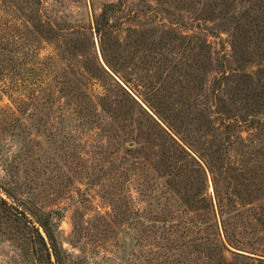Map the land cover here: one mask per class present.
Segmentation results:
<instances>
[{"label": "rangeland", "instance_id": "1", "mask_svg": "<svg viewBox=\"0 0 264 264\" xmlns=\"http://www.w3.org/2000/svg\"><path fill=\"white\" fill-rule=\"evenodd\" d=\"M215 180L264 259V0H0V264H214Z\"/></svg>", "mask_w": 264, "mask_h": 264}, {"label": "trees", "instance_id": "2", "mask_svg": "<svg viewBox=\"0 0 264 264\" xmlns=\"http://www.w3.org/2000/svg\"><path fill=\"white\" fill-rule=\"evenodd\" d=\"M108 13V9L104 8L100 15L99 18L96 20V27L95 30L97 33H103V26H105L106 22V16ZM102 35V34H101ZM102 53L103 56L106 55V50L104 47H102ZM105 60V63L110 67L111 65L108 63L106 57H103ZM96 70L100 74L103 73H108L107 69L101 65L98 64L96 66ZM102 76V75H98ZM120 88L122 89V95H126L129 99L130 102V107H133V105H137L140 110L144 111L147 113L125 90L123 86L120 85ZM109 99V98H107ZM119 103V102H118ZM148 117L150 120H152L153 124L156 125L160 131L162 132L160 136L163 138V145H165L166 149L171 152V155L180 158L182 155L183 158V153H186V150L183 148V146L170 134L169 131H167L160 122H158L156 119H154L151 115L148 114ZM165 135L170 139V142L168 144L167 139L163 136ZM229 176V175H228ZM231 178V176H229ZM237 183L243 187L244 191H248L250 188L248 187L249 185H253L254 182H247V179H244L243 182L239 177H235ZM252 179V178H251ZM254 179V177H253ZM218 182L215 180L214 182V187H215V194L217 196V204L219 206V215L218 218L215 217L214 224H212L210 227L214 228V231H212V236L209 239V256L211 257V261L214 264H264V259L259 258L257 256H252V255H246L244 253H239V252H233L236 257H233L231 259H226L224 256V251L229 250L228 245H230L233 248H236L238 250H242V246L244 245V241H242L243 235L241 234V231L244 229L242 222L240 221L242 216L244 215L241 210L235 212H231L229 208H225L224 204L222 203L223 199L220 196V190L217 189ZM235 192H237V197L242 198V195L240 194V190L238 187H235ZM199 193V191H198ZM202 200L205 201V198H202ZM196 208H200L198 205H195ZM204 207H206L204 205ZM247 211L252 212V209H248ZM246 213V212H245ZM215 215V214H214ZM255 216V215H253ZM257 219V221L261 224L264 222V214H260L254 217ZM239 220V221H238ZM35 222L38 223V225L41 227L44 236L38 231V229H34V238L37 241V245L42 251L46 252V255H48V258L50 256L53 257V261L56 264H63L62 261V254L60 252L58 242L56 240V236L52 230V225L50 224V219L48 216H43V217H36ZM255 234V233H254ZM259 239H262L261 237H257ZM258 244H261L262 246L264 243H260V240L258 241ZM260 245V246H261ZM252 250V249H251ZM257 250V249H255ZM245 251V250H242ZM252 250L250 254H256ZM264 254V253H263ZM260 255V254H257ZM239 257V258H238Z\"/></svg>", "mask_w": 264, "mask_h": 264}]
</instances>
